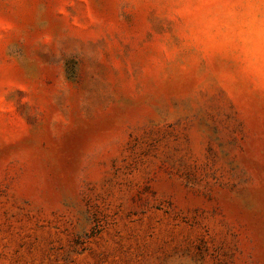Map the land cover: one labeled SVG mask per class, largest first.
<instances>
[{
  "label": "rangeland",
  "instance_id": "374dc122",
  "mask_svg": "<svg viewBox=\"0 0 264 264\" xmlns=\"http://www.w3.org/2000/svg\"><path fill=\"white\" fill-rule=\"evenodd\" d=\"M0 264H264V0H0Z\"/></svg>",
  "mask_w": 264,
  "mask_h": 264
}]
</instances>
